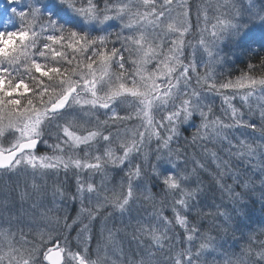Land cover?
Segmentation results:
<instances>
[{
    "label": "snow or ice",
    "instance_id": "6c2138e0",
    "mask_svg": "<svg viewBox=\"0 0 264 264\" xmlns=\"http://www.w3.org/2000/svg\"><path fill=\"white\" fill-rule=\"evenodd\" d=\"M7 5L0 264H264V0Z\"/></svg>",
    "mask_w": 264,
    "mask_h": 264
},
{
    "label": "trees",
    "instance_id": "16d2710c",
    "mask_svg": "<svg viewBox=\"0 0 264 264\" xmlns=\"http://www.w3.org/2000/svg\"><path fill=\"white\" fill-rule=\"evenodd\" d=\"M5 2H7V0ZM201 2H202V0H188V3L192 5V15H191V23L192 24L196 23L195 6ZM203 2L208 3V2H210V0H203ZM70 17H72V18H70ZM74 18H75V16L72 13L66 12V11H62L56 16V19L58 21H60L61 23H64L66 26H71V27H73L79 31H88L94 35V34H97L101 30V29H95L94 27H92L89 24H86V27L83 29L79 28L77 26L78 22L75 24L74 21H72V19H74ZM112 24L113 23H111L109 25L108 30H113L116 27V26L112 27L111 26ZM15 27H17V26L15 25ZM15 27L13 29H15ZM250 27H252V26H250ZM0 28H2V27L0 26ZM108 30H106V31H108ZM251 30L253 32H256V33H259V31H260L259 28H257V29L251 28ZM228 48H229L228 55L231 56V59L226 63L225 68L227 70L234 72L233 73V78H234L236 75H239V69L241 67H243L248 62L246 59V52L250 53L251 55H256L257 53H260L261 49L264 48V42L257 41L256 43L251 44L250 48H248L247 50L236 48L234 45H231L230 47L228 46ZM216 103H217V110H218L219 106H220V101L217 100ZM189 127H190V125H185V129H188ZM185 134H187V131L185 132ZM151 146L154 147V144ZM209 147H211V145H209ZM41 150H44L43 145H41ZM209 164L211 165L212 169L215 168V165L211 163L210 159H209ZM162 167H163V169H169L170 168V166L167 164L163 165ZM227 182L228 183L231 182L230 178L227 180ZM152 189H153V191H156L157 186L155 184L152 185ZM48 199L49 200L51 199L50 193L48 195ZM74 206L75 205L72 204L71 201H69L66 205H60L58 208L59 215L61 217L65 216V215L74 217L76 214V211L74 210ZM74 211H75V213H74ZM53 214L55 215L56 212L54 211ZM169 214H171L170 210H169ZM251 215H252L254 221H259L261 219H264V212L261 211V206L259 205V202H257L255 207L252 208ZM68 222L71 223V220H69ZM251 226H255V224H252ZM73 235H74V233H73ZM233 245H235L237 250H238V241H232L227 246L232 247ZM94 246L95 245H93V247Z\"/></svg>",
    "mask_w": 264,
    "mask_h": 264
},
{
    "label": "rangeland",
    "instance_id": "374dc122",
    "mask_svg": "<svg viewBox=\"0 0 264 264\" xmlns=\"http://www.w3.org/2000/svg\"><path fill=\"white\" fill-rule=\"evenodd\" d=\"M66 12H69V11H67V10H65ZM71 13V12H70ZM70 18H72V17H70ZM72 21H74V23L76 24L77 22V26L79 27V28H85L86 27V24L80 19V18H78V17H76L75 16V18L74 19H72ZM111 23H113L111 26L112 27H114V26H116V24H115V22H110L107 26H105L104 28H103V30L104 31H106V30H108V27H109V25L111 24ZM15 22H13V23H11V27L12 28H14L15 27ZM89 25H91L92 27H94L95 29H98L94 24H89ZM17 26V25H16ZM250 26H252V25H249V28L251 29V28H256L257 29V27H250ZM247 31V30H246ZM228 46L230 47L231 45H228V43H227V41H225L224 42V44L222 45V49H223V52H222V54H227L228 55V50H229V48H228ZM152 69V65H149V70H151ZM116 175V173L114 172V176ZM231 183V182H230ZM74 210L76 211V206H74ZM75 211H74V213H75Z\"/></svg>",
    "mask_w": 264,
    "mask_h": 264
}]
</instances>
